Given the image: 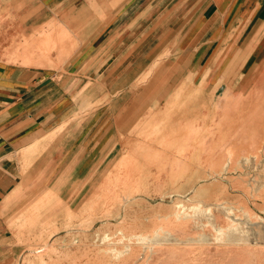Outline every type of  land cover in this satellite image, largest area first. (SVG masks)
Listing matches in <instances>:
<instances>
[{"label":"rangeland","instance_id":"374dc122","mask_svg":"<svg viewBox=\"0 0 264 264\" xmlns=\"http://www.w3.org/2000/svg\"><path fill=\"white\" fill-rule=\"evenodd\" d=\"M183 40L62 85L45 156L0 201V264H264V69Z\"/></svg>","mask_w":264,"mask_h":264},{"label":"crops","instance_id":"0c3cea01","mask_svg":"<svg viewBox=\"0 0 264 264\" xmlns=\"http://www.w3.org/2000/svg\"><path fill=\"white\" fill-rule=\"evenodd\" d=\"M12 5L17 13L0 12V53L12 40L26 46L16 48L15 67L0 59V201L45 156L51 143L41 140L40 115L55 112L70 79L103 77L99 71L143 46L184 52L191 42L183 38L192 53H227L235 43L247 69H264V0H0ZM62 92L69 99L70 89Z\"/></svg>","mask_w":264,"mask_h":264}]
</instances>
